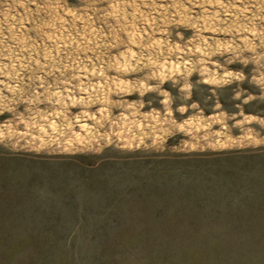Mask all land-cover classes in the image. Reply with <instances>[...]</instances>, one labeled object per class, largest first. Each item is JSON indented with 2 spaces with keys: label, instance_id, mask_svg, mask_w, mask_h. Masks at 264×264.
Segmentation results:
<instances>
[{
  "label": "clouds",
  "instance_id": "9594fccd",
  "mask_svg": "<svg viewBox=\"0 0 264 264\" xmlns=\"http://www.w3.org/2000/svg\"><path fill=\"white\" fill-rule=\"evenodd\" d=\"M176 137L264 145V0H0V148Z\"/></svg>",
  "mask_w": 264,
  "mask_h": 264
},
{
  "label": "rangeland",
  "instance_id": "374dc122",
  "mask_svg": "<svg viewBox=\"0 0 264 264\" xmlns=\"http://www.w3.org/2000/svg\"><path fill=\"white\" fill-rule=\"evenodd\" d=\"M180 139L0 148V264H264V145Z\"/></svg>",
  "mask_w": 264,
  "mask_h": 264
}]
</instances>
